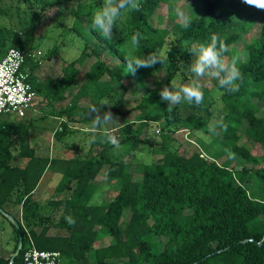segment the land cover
Returning a JSON list of instances; mask_svg holds the SVG:
<instances>
[{
	"label": "trees",
	"instance_id": "1",
	"mask_svg": "<svg viewBox=\"0 0 264 264\" xmlns=\"http://www.w3.org/2000/svg\"><path fill=\"white\" fill-rule=\"evenodd\" d=\"M15 1H20L21 6L16 7ZM33 1L39 4V11L33 9ZM73 1L0 0V60L10 48L26 52L29 80L37 95L46 102L47 115L39 119L60 120L54 140L63 147H67L64 139L92 125L91 117L84 113L87 108L81 107L83 100L92 99L91 92L98 93V103L106 99L112 104L102 106V113L113 111L124 104L123 93L116 86L127 77L136 80L146 90L136 108L142 116L137 120V128L134 121L123 126L120 144L134 148L143 146L153 155L162 149L169 152L152 164L133 158L126 161L124 156L112 160L113 146L105 144H99L83 157L40 156L30 133L38 119L17 121L2 117L0 208L18 219L24 243L15 264H24L23 254L30 238L39 250L60 251L64 264H264V166H261V158L240 142L239 133L247 122L246 136L264 148V115L259 114L261 109L254 102L264 103V23L259 34L243 45L246 59L239 64L242 74L239 91L221 89L215 80V91L220 93L223 103V114L218 122L222 120L227 131L221 130L224 136L221 149L210 159L204 155L208 148L204 143L201 151L190 156L173 152L168 145L171 136L183 130L208 129L214 112V102L208 103L210 95H204L200 106L184 104L190 111L184 116L181 104L173 105L168 111L159 92L164 86L170 87L179 72L184 81L196 79L188 71L193 60L189 48L195 42H208L213 33L225 40L228 46L225 57L229 61L232 57L240 58L234 45L248 33L247 23L249 25L252 15L243 8L242 0H236L235 6L228 9L226 0H185L193 8L191 27L183 29L177 22L172 30L153 24L162 5L172 6L169 0H140V11L122 14L126 16L124 36L111 40L104 39L93 28L85 29L104 0L80 3L72 30L85 42L82 54L66 64L61 77L42 82L37 76L42 63L38 49L23 40L19 30L28 27L32 36L42 23L45 11ZM239 11L247 15V23L236 19ZM22 12L31 16L30 22L24 21ZM136 32L142 36L138 48L131 45V36ZM91 45H95L93 53L98 57L85 73L81 87L73 93L80 67L91 58L88 54ZM99 51L107 54L109 60L102 59ZM58 52L56 45L48 50L44 59L52 60ZM151 52H162L167 60L162 65L141 68L135 75L127 76L125 56L143 57ZM110 60L119 63L116 69L111 67ZM148 80L153 87L147 86ZM58 105L61 108L58 109ZM152 123L161 127L160 148L147 136L142 139L144 129ZM72 126L77 128L72 129ZM219 129L217 127V131ZM222 157L227 159L220 163L218 159ZM235 157L244 162L240 169L233 168ZM48 172L60 175L56 192L62 198H49L43 203L34 199V193ZM100 177L116 183V194L107 204L92 203ZM15 209L20 210L21 218L16 216ZM126 211L128 216L124 219ZM67 216L75 219L74 226L66 222ZM3 218L14 229L13 254L19 232ZM53 228L65 230L67 235H50ZM100 231L109 235L113 243L96 248ZM11 256L0 255V264H10Z\"/></svg>",
	"mask_w": 264,
	"mask_h": 264
},
{
	"label": "rangeland",
	"instance_id": "2",
	"mask_svg": "<svg viewBox=\"0 0 264 264\" xmlns=\"http://www.w3.org/2000/svg\"><path fill=\"white\" fill-rule=\"evenodd\" d=\"M97 0H75L73 2L66 3L62 6H53L49 8L45 13L42 15L43 21L41 24H38L35 28V31L33 32L32 36L30 34V29L28 27L23 28L22 30H19L20 37L29 42V44H33L38 49V58L42 60V63L40 65V69L37 72L38 78L44 82L48 80H54L63 74V69L66 67V64H69L73 62L74 60L78 59L82 51L84 49L85 42L80 40L74 31L72 30L73 27V21H74V14L75 11L80 3H92ZM171 7L168 4H164L161 6V8L157 11L155 18L153 20V24L155 26H158L163 29H169L172 30L175 23H177V19L173 13V7L179 6L183 8L186 13H188L190 16L192 15L193 8L189 5V3L185 0H169ZM236 0H233L230 2L226 0L225 7H234L236 4ZM33 9L39 11L40 7L39 4L36 1H33L32 3ZM14 5L16 7L21 6L20 1H15ZM26 6H23V10H25ZM244 9L248 10L252 15L250 16L249 20L250 23L248 25V17L246 14L242 13L241 11L236 12L237 16L236 19L239 20L241 23H247V26H249L248 33L245 34L241 38L239 42H237L234 45V49L239 53L240 58L238 59V67L241 61L246 59V52H244L243 45L250 41L253 37L257 36L260 32V28L264 23V11L257 10L253 7H249L244 4ZM234 13V12H233ZM246 15V16H245ZM22 18L28 19L30 22L31 16L28 14H25L22 12ZM118 27L117 29H113L114 37H121L124 36L126 33V16L123 15L121 21L117 23ZM86 31H91L92 24L89 23L87 27L85 28ZM59 46V52L58 55L55 56L52 60H46L44 59L48 50L53 48L54 46ZM13 47V46H12ZM93 50H95V45H91L90 49L88 51V54L91 55V58L86 62V65L84 67H80V75L78 76L74 86H73V93H76L78 89L81 87L85 80V73L89 70L90 66L96 61L98 56H95L93 53ZM97 51V50H96ZM99 56L102 59L109 60L107 54H102L101 51L98 52ZM227 58V57H226ZM228 59V58H227ZM110 65L113 69H116L119 65L117 61L110 60ZM183 68V67H182ZM181 72L177 73L174 83L178 86L185 85L191 83L194 79L191 81H184ZM127 76H131V74H128ZM198 82L202 86V91L205 94L210 95V99H208V103L211 101L214 102V112H213V118L211 120L210 125L208 126V129L206 131L199 130L191 132L189 130H183L173 136H171L170 141L168 143L169 149L173 152H178L181 155L190 156L195 151H201L200 147L204 143L208 146L205 150V154L208 158H213V156H217L218 152L221 149L220 143L223 141L224 136L221 134V129L218 130L220 133L219 135H213L209 132V128L216 126L218 123V119L221 118L223 114V103L221 100V95L219 92L215 91V79L211 77H202V78H196ZM106 80H109L108 77H106ZM183 80V81H182ZM148 87H153V83L151 80L147 81ZM118 90H120L123 93L124 98V104L118 105L113 109L114 113L113 118L115 120V124L120 126L119 131L115 132L119 133L120 135V143L123 139V132L122 128L123 126L128 123L134 121L135 127L137 128L139 126V123L137 120L142 116V112L137 108V106L141 103L143 97L145 96L146 90L141 87V85L134 79L127 77L123 82H121L119 85L116 86ZM97 92H91V100H83L81 102L82 108H87L90 104H98L97 101ZM39 102V103H38ZM255 104H257L260 109L261 113L260 115H264V103L260 100H255ZM181 104V113L184 116H187L190 111L187 107H183L185 102L180 103ZM112 105V104H111ZM63 106V105H62ZM46 107V102H43L42 97L38 95L37 103L35 105L36 110L30 111V118H35L38 120L35 121L33 128L31 129V138L33 144L38 147V149L41 150L43 155L46 156H62L67 158L74 157H83L88 154L90 151V144L88 137L84 138L82 136L83 132L79 131L78 136L76 137V143L79 144L78 148L76 150H73V152L66 147L62 146V143H57L54 140V133L58 130L60 126L59 119H56L54 117H46L43 119H39L44 115H47V111H44ZM58 109L61 108V105H58ZM87 109L84 113L87 112ZM47 110V109H45ZM39 111L41 113L39 114ZM111 111V112H113ZM88 116V115H87ZM89 117V116H88ZM28 120V119H27ZM247 122L243 125V127L239 130V133L241 134L242 138L240 139L241 143L247 144L250 148L252 153L261 158V166H264V148L260 147L256 143H254L250 138H248L245 134V129L247 128ZM105 128H111L112 124L111 122L107 125H104ZM161 129L159 124L152 123L147 128L144 129V134L142 136V139L146 138V136L156 142L157 148H160L163 140L161 139V135L157 134V130ZM72 138H66L64 139L63 143L68 142V145L70 144L73 146ZM83 146V147H81ZM82 148V149H80ZM132 149V150H130ZM134 149V151H133ZM130 150V151H129ZM133 151V153H132ZM169 151L166 149H162L160 153L153 155L150 151V149L138 146L133 147L130 144H120V148H115L112 150L110 157L112 160L120 159L124 156L126 161H129L130 159H135L137 162H143L146 164H152L162 157H164ZM150 158V162H146ZM227 157L219 158L218 161L221 163L224 160H226ZM234 159V158H233ZM232 159V160H233ZM14 162H17L16 160ZM244 162L239 159H234L233 161V168L234 169H240L243 166ZM140 175H137V178H140ZM60 180V175L52 172H48L39 187L37 193L34 195V199H40L43 200L45 203V200H48L49 198H62V195H59L56 192V186ZM99 184V191L95 194L94 198L92 199L93 204H105L106 202L110 201L114 197V190H111L109 187L104 188L101 186L100 182H102V178L100 177L97 180ZM115 183V181H113ZM105 202V203H104ZM17 217L21 218V212L19 209L14 210ZM57 217L60 216V213H57ZM128 212L126 211L124 219H127ZM14 229L10 225V223L3 218V216L0 215V255L4 256H11L13 248H14ZM50 235L55 236H65L67 235V232L62 229L53 228L50 231ZM113 243L112 238L109 235H106L103 231H100V235L98 237V240L95 243V247L99 248L102 246H105L107 244ZM66 262V260H65Z\"/></svg>",
	"mask_w": 264,
	"mask_h": 264
},
{
	"label": "clouds",
	"instance_id": "3",
	"mask_svg": "<svg viewBox=\"0 0 264 264\" xmlns=\"http://www.w3.org/2000/svg\"><path fill=\"white\" fill-rule=\"evenodd\" d=\"M242 3L257 10L264 11V0H242ZM140 0H104L103 6L97 9L92 15V28L100 33L106 39H113V29L118 27L117 22L122 14L132 11H140ZM173 13L183 29H188L192 24V17L186 11L179 7H173ZM142 36L136 32L131 36V45L134 48L140 46ZM228 52V46L223 38L213 33L208 42H195L189 48V54L193 57L188 71L195 78L211 77L214 78L221 89L229 92L239 91V81L242 80V74L238 67V58L232 57L229 61L225 57ZM126 60V74L135 75L138 69L153 68L156 64H163L167 57L162 52H151L143 57L128 55ZM162 101L168 105L167 110L171 111L173 105L185 102L189 105L195 104L200 106L204 101V92L197 79L185 85H176L174 82L171 86H164L159 92ZM102 106L112 105L106 99H102L98 104L88 105L87 115L91 117L92 126L95 129H103L104 125L110 123L114 118L111 111L102 113ZM219 127L222 131H227V125L219 121L216 126L210 127L209 132L213 135H219ZM104 142L112 145L114 148H120V141L111 132L103 131ZM96 137L93 136L89 143H94ZM234 157V153L230 154ZM146 162H150V158ZM69 226H74L76 221L73 217H65Z\"/></svg>",
	"mask_w": 264,
	"mask_h": 264
},
{
	"label": "built area",
	"instance_id": "4",
	"mask_svg": "<svg viewBox=\"0 0 264 264\" xmlns=\"http://www.w3.org/2000/svg\"><path fill=\"white\" fill-rule=\"evenodd\" d=\"M27 58L25 51L10 48L0 60V119L10 116L21 120L37 102V92L29 80ZM157 134H160V129ZM23 263L64 264V256L56 250H39L30 238V243L24 250Z\"/></svg>",
	"mask_w": 264,
	"mask_h": 264
},
{
	"label": "crops",
	"instance_id": "5",
	"mask_svg": "<svg viewBox=\"0 0 264 264\" xmlns=\"http://www.w3.org/2000/svg\"><path fill=\"white\" fill-rule=\"evenodd\" d=\"M37 103V102H36ZM39 103V102H38ZM36 105V104H35ZM31 110H36V108H35V106L31 109ZM30 110V111H31ZM30 111L27 113V116L25 117V118H27L28 120H31V119H35V118H30ZM41 113V111H39V114ZM112 114H115L114 113V111L112 112ZM10 117V116H9ZM114 117V116H113ZM38 119V118H37ZM17 121H19V120H17ZM60 121V120H59ZM111 124H112V127L110 128H105L104 126H103V129H95L92 125H90V126H88L86 129H84V130H81L82 132H83V134H82V136L84 137V138H86V137H88V139L90 140L91 139V137H93V136H95L96 137V141L94 142V143H89L90 144V148L91 149H95L99 144H105V145H110V144H108V143H106V142H104V139H103V131L104 130H107V131H109V132H111L112 134H114L117 138H118V140L120 141V135H119V133H116L115 134V132H117V131H119V125H118V122H117V124H115V120L113 119L112 121H111ZM77 127H75V126H72V129H76ZM77 133H79V132H77ZM76 132L75 133H73V134H71L70 136H68L67 138H72L73 140H72V142H69V143H73V146L70 144V146L68 145V142H66V143H64L67 147H66V149H68V150H70V152L72 151L73 152V150H76V149H79L78 148V146H79V144L78 143H76V137L78 136V134H77ZM32 139V138H31ZM36 147V146H35ZM81 147H83V146H81ZM37 148V151H38V154L41 156V155H43V153L41 152V150L40 149H38V147H36ZM80 149H82V148H80ZM90 149V150H91ZM115 148L113 147L112 149H111V151H110V154H111V152H112V150H114ZM72 158H74V156L72 157ZM102 178V182H100L101 184V186H103L104 188H106V187H109L111 190H114V194H116V191H115V187H116V183H114L113 181H109V180H107V179H105L104 177H101ZM97 185H98V187H100L99 186V184H98V182H97ZM99 189L100 188H98V191H99ZM38 191V190H37ZM37 191L34 193V195L37 193ZM97 191V192H98ZM56 199H59V198H56ZM37 201H40V199H36ZM112 200V199H111ZM110 200V201H111ZM110 201H108V202H104L105 204H107V203H109Z\"/></svg>",
	"mask_w": 264,
	"mask_h": 264
},
{
	"label": "water",
	"instance_id": "6",
	"mask_svg": "<svg viewBox=\"0 0 264 264\" xmlns=\"http://www.w3.org/2000/svg\"><path fill=\"white\" fill-rule=\"evenodd\" d=\"M0 214L3 215L5 218H7L17 229L19 232V241L17 245L16 251L12 254L11 259H10V264H15L16 258L20 255L21 251L23 250L24 243H23V233L21 229V225L16 217L13 215L7 213L4 211L2 208H0ZM263 241L258 243L259 245H262Z\"/></svg>",
	"mask_w": 264,
	"mask_h": 264
}]
</instances>
